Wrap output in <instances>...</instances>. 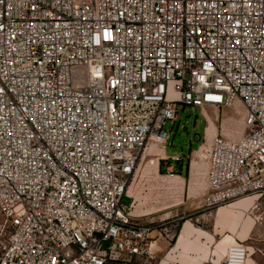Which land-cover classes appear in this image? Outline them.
<instances>
[{"label":"built area","instance_id":"built-area-1","mask_svg":"<svg viewBox=\"0 0 264 264\" xmlns=\"http://www.w3.org/2000/svg\"><path fill=\"white\" fill-rule=\"evenodd\" d=\"M237 100L243 129L214 139L206 210L264 198V0H0V264L152 258L157 228L129 192L142 152L165 148L181 103ZM160 158L170 175L185 160ZM249 255L235 242L223 264Z\"/></svg>","mask_w":264,"mask_h":264},{"label":"crops","instance_id":"crops-1","mask_svg":"<svg viewBox=\"0 0 264 264\" xmlns=\"http://www.w3.org/2000/svg\"><path fill=\"white\" fill-rule=\"evenodd\" d=\"M204 150L205 147L203 153H200L205 159L202 172L195 173L197 166L193 165L192 171L191 163L187 162V177L179 172L157 177L159 180L170 179V182H173V187L177 188L178 193L168 192L167 196L170 198L176 194L174 201L152 211L151 214L154 215L147 218H143V213H134L135 216H140L138 219L143 220L142 223L159 220L171 223L184 219L181 224L177 223V230L172 240L169 238L170 234L164 232L165 229L168 230V226L153 231L152 235L157 237V241L152 258L155 259L156 264H223L228 246L242 241L249 246L248 264H264V229L260 231L258 228L260 220L252 211L258 197L257 199L250 196L242 197L231 204L212 210L203 208L208 189L209 169V158L207 160ZM195 156L197 157V154ZM184 161L180 166L182 171ZM130 194L134 197L133 193ZM195 215H199L201 221L197 222ZM258 246L262 247V252L256 250Z\"/></svg>","mask_w":264,"mask_h":264},{"label":"rangeland","instance_id":"rangeland-1","mask_svg":"<svg viewBox=\"0 0 264 264\" xmlns=\"http://www.w3.org/2000/svg\"><path fill=\"white\" fill-rule=\"evenodd\" d=\"M190 111V106H185L181 103L178 110V120L174 125H172L170 121L167 124L168 129H173V133L165 148L161 147L159 144L151 143L141 154L129 192L134 194L133 198L135 203L132 212L143 213V218L153 216L154 214H151L152 211L161 209V207L174 201L178 193V190H176L177 188L173 187V182H170V179L160 178L161 180H159V178H157L159 175L168 174L160 171L161 155H167L168 157H184L185 165L183 171L181 167L178 166L177 161L173 162L178 167V172L184 177H187V162H190L192 165L190 169L193 168V165L197 166L195 173L202 172L205 159L200 156V153H203V148L205 147L204 155L208 160L210 149L213 146L216 136H222L228 140L237 141L241 135L246 117V109L239 100L230 108L219 109L216 107H207L205 109L197 108L193 113H190ZM188 115L191 116L188 117ZM196 115L197 118L195 117ZM186 128L190 130V133L185 131ZM194 131L202 134V139L200 141H195L193 139ZM196 154L197 157L195 156ZM187 155H191L190 159L187 158ZM168 192H170V194L172 192L176 194L169 198L167 196ZM250 197L257 199V196ZM255 204L252 211L255 215L261 214L263 216L264 198L257 201V203L255 202ZM140 221L142 222L143 220ZM178 222L179 221L165 223L164 220H159L158 222H153L155 223L153 225L159 230L168 226V230L166 231L165 229V231H163L168 232L170 234L169 238L172 240ZM258 224L260 231H263L262 221ZM152 236L155 237L154 235ZM136 261L138 264H156L154 258L137 259Z\"/></svg>","mask_w":264,"mask_h":264},{"label":"water","instance_id":"water-1","mask_svg":"<svg viewBox=\"0 0 264 264\" xmlns=\"http://www.w3.org/2000/svg\"><path fill=\"white\" fill-rule=\"evenodd\" d=\"M190 116H191V115H188V117H190ZM195 117L197 118V115H196ZM185 131H186L187 133H190V130H189L188 128H186ZM193 139H194L195 141H200V140L202 139V134L199 133V132L194 131V132H193ZM131 201H132V198H131L129 195L124 196V198H123V203H124V204H126V205H130V204H131Z\"/></svg>","mask_w":264,"mask_h":264},{"label":"trees","instance_id":"trees-1","mask_svg":"<svg viewBox=\"0 0 264 264\" xmlns=\"http://www.w3.org/2000/svg\"><path fill=\"white\" fill-rule=\"evenodd\" d=\"M160 163H161L160 171H161L162 173H166V171H167V167H166V165H164V161L161 160ZM177 163H178V166H182V163H183V162H177ZM186 167H187V166H186ZM177 169H178V167L175 165V172H176V173H178V170H177ZM187 172H188V167H187ZM183 220H184V219H181L178 223L181 224ZM176 230H177V228H176Z\"/></svg>","mask_w":264,"mask_h":264},{"label":"bare ground","instance_id":"bare-ground-1","mask_svg":"<svg viewBox=\"0 0 264 264\" xmlns=\"http://www.w3.org/2000/svg\"><path fill=\"white\" fill-rule=\"evenodd\" d=\"M210 115V114H209ZM210 125H211V123H210ZM213 126V125H212Z\"/></svg>","mask_w":264,"mask_h":264}]
</instances>
